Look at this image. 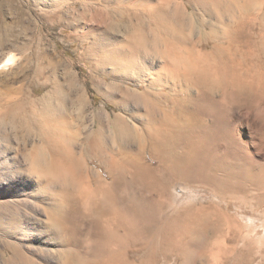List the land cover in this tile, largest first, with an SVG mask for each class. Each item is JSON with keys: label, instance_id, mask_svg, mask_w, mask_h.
<instances>
[{"label": "bare ground", "instance_id": "6f19581e", "mask_svg": "<svg viewBox=\"0 0 264 264\" xmlns=\"http://www.w3.org/2000/svg\"><path fill=\"white\" fill-rule=\"evenodd\" d=\"M255 1L188 0L194 8L217 14L221 35L209 34L204 42L189 41L183 32L185 20L172 22L168 14L152 11L149 23L165 34L169 51L159 59L162 64L152 68L157 79L149 83L151 90L137 97L150 111L146 112L148 128L142 134L122 116L112 120L111 114L103 111L88 123V103L83 97L75 100L79 93L71 99L76 109L72 115L45 109L40 117H32L33 112L28 116L31 126H23L24 133L38 137L41 146L27 157V175L45 181L44 191L55 199L44 210L47 223L82 239L81 244L74 242L59 251L66 264H160L161 256L169 264L173 255L182 264H207V255L200 254V261L188 255V239L206 237L202 247L208 253L216 242L210 241L212 236L224 239L242 233L236 219L220 203L228 207L251 200L264 204V158L257 144L264 146V7L252 10ZM147 21L144 18L138 23L144 35L139 37L141 46L148 41L144 33ZM108 58L102 60L113 70L130 68L134 61L124 53L119 54L121 59ZM11 62L12 58L4 61L0 69ZM58 85L53 94L61 97L60 106L67 108L68 94L72 93ZM115 100L123 108L119 103L122 99ZM12 113L0 120V126L9 125L6 118L12 122L17 119L16 112ZM18 115L27 116L23 110ZM111 126L118 138L141 135L144 143L140 151L149 150L159 166L146 164L141 154L133 155V149L129 151L117 138L119 157L109 154L107 158L105 147L110 146H106L105 135ZM80 139L81 152L77 150ZM82 156L97 160L110 181L99 180L94 189L87 188L89 175ZM135 181L155 192L156 199L145 205L131 191L133 196L124 203V189ZM174 185L180 186L183 194L196 193L197 201L187 199L185 210L169 216L163 208L170 204L168 193ZM208 198L212 201L206 203ZM78 199L82 203L78 204ZM156 237L160 242L153 246ZM10 250L14 262L37 264L20 247L11 245ZM249 256L240 258V264L249 262Z\"/></svg>", "mask_w": 264, "mask_h": 264}, {"label": "rangeland", "instance_id": "374dc122", "mask_svg": "<svg viewBox=\"0 0 264 264\" xmlns=\"http://www.w3.org/2000/svg\"><path fill=\"white\" fill-rule=\"evenodd\" d=\"M262 2L264 1L256 0L252 10L264 7ZM190 5L188 0H0V65L12 58L7 68L0 69V120L7 113L13 115L15 113L12 112L15 111L17 114L14 122L6 118L9 125L0 126V264H20L13 261L11 245L20 247L37 264H66V257L59 251H64L74 242L82 241L78 236L72 237L59 232L60 230L47 223L44 210H48L55 199L50 197L46 189L44 191L45 181L27 175L30 167L27 157L41 146L38 137H28L24 133L22 127L30 125L28 116L33 112L32 117H40L45 109L72 115L76 109L71 99L75 93H79L75 98L83 97L88 103V123L94 118V114L103 111L111 114L112 120L115 116H122L120 118H125L130 127L134 125L132 129L142 134L148 128L150 111L148 110L147 115L148 107L137 97L151 90L149 83L157 79L152 68H158L162 64L159 59L169 51V43L163 40L165 34L159 33L149 23L152 11L168 14L167 17L172 22L185 20L183 32L190 42H204L205 36L213 33H217L219 37L221 35L217 31L219 26L216 24L218 17L215 11H207L208 15L201 7L194 8ZM144 18L148 20L144 26L148 41L145 46H141L139 37L144 35L141 34L138 23ZM203 24L204 28L201 29ZM120 53L127 55L128 59H134L130 68L120 66L115 71L102 60L107 57L121 59ZM56 84L62 85L67 93H72L68 94L67 108L60 106L61 97L53 94ZM113 99L118 102L122 99L119 103H122L123 108L118 107ZM21 110L27 114L26 117L18 115ZM113 134L116 135L114 127L107 128L105 142L108 140L106 146H110L105 147L108 150L107 158L109 154L119 157L118 144L121 148V143L122 146L129 147V151L133 149V155L141 154L146 164L159 166L149 150L140 151V145L144 143L141 135L118 138ZM79 143L81 139L77 144V150L81 152ZM257 144L261 146L257 145L258 149H262L261 157L264 158V146L259 142ZM83 161L86 162L89 175L87 188L94 189L99 180H109L108 174L97 160H86L83 157ZM174 186L168 193L170 204H165L163 208L169 216H176L179 211L185 210V201L193 200L196 196V193L183 194L180 186ZM146 188L137 181L129 185L124 189V203L127 204L132 194H135L138 201L150 204L156 199V193ZM131 191L134 192L130 194ZM204 201L207 203L212 200L208 198ZM79 203H82L80 199ZM220 205L236 219L242 233L224 239L220 235H211L210 241L216 242L209 254L202 247L206 237L188 239L191 244L188 255L198 261L201 260L200 254L207 255V264H211L214 258L215 262L212 264H240L241 259L250 254V261L246 264H264V204L251 200L233 203L231 207L225 202ZM159 242L158 237L152 240L153 246H157ZM145 243L144 241L143 244ZM215 249L221 252L217 253ZM211 252L217 258L214 255L211 258ZM128 253L131 256V251ZM160 259V264H165L164 257L162 259L161 256ZM169 264H182V261L177 255H173L169 258Z\"/></svg>", "mask_w": 264, "mask_h": 264}]
</instances>
